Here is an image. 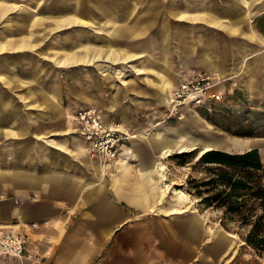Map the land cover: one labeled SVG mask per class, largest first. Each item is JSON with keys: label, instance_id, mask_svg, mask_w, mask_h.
I'll list each match as a JSON object with an SVG mask.
<instances>
[{"label": "crops", "instance_id": "crops-1", "mask_svg": "<svg viewBox=\"0 0 264 264\" xmlns=\"http://www.w3.org/2000/svg\"><path fill=\"white\" fill-rule=\"evenodd\" d=\"M131 2L52 0L39 3L36 9L0 0V193L7 196L0 199V231L18 232L27 240L25 256L0 259V264L206 263L202 241L196 238L203 220L196 217L182 227L190 238L141 237L140 226L129 220L132 208L146 209L166 200L165 187L158 185L155 163L161 161L160 151L172 149V143L158 137L162 134L157 127L160 124H155L161 122L141 124L120 110L123 122L134 128V135L143 137L144 130L152 127L154 135L144 145L127 148L129 157L113 160L111 170V162L104 166L91 158L75 135L70 111L60 105L63 101L56 95L57 85L25 67V50L46 45L39 55L51 60L45 62L50 66L49 75L63 67L69 73L66 89L71 90L79 81L74 71L77 65L132 58L134 54L114 45L118 36L141 34L146 27L140 23L151 27L157 18L126 23ZM168 14L178 21L206 22L216 28L209 30L210 34L197 31L192 37L179 38L181 70L216 72L219 83L240 68L264 77V55L252 57L259 52L257 41L261 39L252 22L264 19V0H196L194 6L173 1ZM53 34L59 35L48 41ZM9 51L16 54L8 55ZM160 62H148L137 69L151 71L155 66L156 71L145 76L147 87L138 90L144 99L135 101L160 102L166 107L173 83L166 59ZM86 70V78L91 79L92 69ZM29 85L28 93L4 90ZM239 141L245 145L236 147L238 150L256 142ZM130 160L135 162L130 164ZM130 168L135 171L132 179ZM170 210L178 211L174 206ZM189 210L195 211L194 207ZM115 230V237L109 238ZM230 241L226 236L217 243L230 250Z\"/></svg>", "mask_w": 264, "mask_h": 264}, {"label": "rangeland", "instance_id": "rangeland-1", "mask_svg": "<svg viewBox=\"0 0 264 264\" xmlns=\"http://www.w3.org/2000/svg\"><path fill=\"white\" fill-rule=\"evenodd\" d=\"M7 1L14 3V5L23 3L37 9L39 3H50L52 0ZM87 1L93 4L99 0ZM173 1L189 6L196 4V0H132V2L130 0L133 8L126 13V23L142 18L153 20L157 18L151 27L146 22H141L140 25L143 28L146 27V31L143 32L142 30L141 34L118 36L114 45L122 52L134 54V56L121 62L96 60L87 65H77L78 68L74 71L79 81L74 83L71 90L66 89L69 73L63 67H59L60 69H57L53 75H49L50 66L45 62L50 63L51 60L39 55V51L45 50L46 45H42L40 49L38 45L33 50H25L23 54L25 67L31 69L37 76L42 75L44 80L57 85L58 93L56 95L61 96L63 101L60 105L67 107L68 112L70 111L71 126L76 129L74 133L79 136L85 148L90 147V143L78 131L79 125L74 119L77 110L93 109L100 115L105 126L119 128L113 135V138L117 139L112 148V151H115L114 154L112 152L107 158L103 154L87 151L88 155L97 156L106 161L108 159V162H111V170L115 164L113 160L122 157L121 154L126 151V148H130L133 144L144 145V141H148L154 135L153 127L149 131L144 130L143 137L140 136L139 138V136L134 135V128L123 122L119 113L120 110L124 111L130 119L138 120L141 124L147 121L145 125L154 124L157 121L161 122L155 124H160L157 127L160 128L162 134L158 137L172 143L171 151L169 150V153L164 155L161 150V156H159L161 161L156 160L155 163L157 171L159 170L158 166L164 165V168L158 171L160 180L158 185L165 187L166 200L146 209L132 208L131 219L129 220L140 226L141 237L190 238L189 234H184L182 227L197 217L203 220L201 230L196 238L202 241L201 248L205 257V264H264V256L243 240L245 229L225 216L221 210L202 204L200 198L190 189L189 176L192 175L194 178L202 176L199 168L194 170L191 165L198 162V157L205 151L206 145L211 148L217 144L212 145L209 142L197 144L196 138L182 141L183 136L190 134V131H183L190 129L204 137H218L220 142H225L219 146V149L228 152L239 153L256 148L262 163H264V91H262L264 90V77L260 76V72L250 71L251 73H249L240 68L233 70L232 76L224 78L219 83L216 80L218 77L216 72L204 69L181 70L178 62L179 38L183 35L184 37L186 35L192 37V34L197 31L201 34H210L209 30H216V28L211 27L206 22L175 20L173 16L168 14V6ZM92 9L94 8L92 7ZM120 10H122V6ZM252 24L254 31L259 33L258 36L261 38L257 41L259 52H255L252 57L262 56L264 55V19L252 22ZM180 32L184 34H180ZM57 35L59 34H53L48 41H52ZM253 47L256 49L255 44ZM7 54L14 55L16 53L9 51ZM163 58L166 59V66L169 68L173 90L185 74L192 75L202 72L213 77L207 97L198 104H177V108L171 111L169 110V98L166 105L167 109L160 102H137V99H144V94L138 90L146 86L145 76L152 75L156 68L153 66L151 71L137 69L148 62L157 65V63H161ZM87 67L92 69V71L90 70L91 79L86 78ZM177 80L179 81L177 82ZM31 87L32 85L15 89L5 87L4 90L9 94L28 93ZM213 93L216 95L211 96L210 94ZM182 106L190 109H184L182 116L179 117ZM174 139H178L176 144ZM247 139L256 142L249 148L236 149V147L245 145L239 140ZM101 141H105V137ZM134 162L130 160V164ZM132 168L135 170V167ZM103 173L105 174V172ZM134 173L135 171H131L130 168L128 175L131 179L134 178ZM161 173L164 174V178L161 177ZM110 186L109 184V192L112 190ZM124 202L123 206L126 209L127 204ZM172 206L176 207L178 211L171 213ZM190 207H194L195 211L189 210ZM180 210L183 211L179 212ZM146 228L148 229L144 230ZM179 228L181 229L179 230ZM116 232L117 230L111 232L109 238H114ZM226 236L231 239L228 246L231 247L230 250L217 243Z\"/></svg>", "mask_w": 264, "mask_h": 264}, {"label": "trees", "instance_id": "trees-1", "mask_svg": "<svg viewBox=\"0 0 264 264\" xmlns=\"http://www.w3.org/2000/svg\"><path fill=\"white\" fill-rule=\"evenodd\" d=\"M191 168V191L207 207L219 209L245 229L243 240L264 256V163L256 148L232 153L205 150Z\"/></svg>", "mask_w": 264, "mask_h": 264}, {"label": "built area", "instance_id": "built-area-1", "mask_svg": "<svg viewBox=\"0 0 264 264\" xmlns=\"http://www.w3.org/2000/svg\"><path fill=\"white\" fill-rule=\"evenodd\" d=\"M212 79L213 77L202 72L185 74L173 90L174 101L178 105L200 103L207 97L208 89L212 86ZM74 119L79 125L78 131L90 143V147H86L87 151H94L105 156L112 154L113 145L117 141L113 135L119 128L105 126L100 115L93 109L77 110ZM104 137L105 141H101ZM5 198L7 196L0 193V199ZM14 201L17 202V200ZM26 252L27 240L24 235L9 230L0 231V259L22 258Z\"/></svg>", "mask_w": 264, "mask_h": 264}, {"label": "bare ground", "instance_id": "bare-ground-1", "mask_svg": "<svg viewBox=\"0 0 264 264\" xmlns=\"http://www.w3.org/2000/svg\"><path fill=\"white\" fill-rule=\"evenodd\" d=\"M21 60V59H20ZM23 65V64H22ZM218 82H219V80H218V78L216 79ZM169 97V96H168ZM169 110L171 111V110H174V109H176L177 108V104L175 103V101H174V99H173V90H172V93H171V95H170V97H169ZM165 104V103H164ZM181 108V113H180V115H179V117H181L182 116V112H183V110L184 109H186L187 107H185V106H182V107H180ZM46 127V126H45ZM144 130V129H143ZM141 135V134H140ZM206 146H209V145H206ZM205 146V147H206ZM165 147V146H164ZM166 148V147H165ZM87 149V148H86ZM169 148H167V149H164V150H162L163 151V153H164V155L166 154H168L169 153ZM161 155V154H160ZM163 155V156H164ZM107 156V158L109 157L108 155H106ZM121 156L122 157H120L118 160H126L128 157H129V154H128V152H127V148H126V151L124 152V153H122L121 154ZM90 157L91 158H95V159H98L104 166L105 165H107L109 162H108V159H107V161L105 160V159H100L99 157H97V156H91L90 155ZM111 160V159H110ZM145 164V163H144ZM161 164V163H160ZM162 168H164V165L162 164V165H160V166H158V169L160 170V169H162ZM158 170V171H159ZM161 177L162 178H164V174L163 173H161Z\"/></svg>", "mask_w": 264, "mask_h": 264}, {"label": "water", "instance_id": "water-1", "mask_svg": "<svg viewBox=\"0 0 264 264\" xmlns=\"http://www.w3.org/2000/svg\"><path fill=\"white\" fill-rule=\"evenodd\" d=\"M188 131H190L189 132L190 134L183 136V138H182L183 142H185V140L189 141L192 138H196L197 139V144H199V143L202 144V143H205V142H209L212 145H214V144H217L218 142H220L219 138L216 137V136H211V137H206L205 136L204 137L203 135H199V134L196 133V131H193V130H190V129H185V131H183V132H188ZM174 140H175L174 142L176 144L178 139H174ZM209 149H219V145L211 147ZM209 149H207V150H209ZM185 151H187V150H185Z\"/></svg>", "mask_w": 264, "mask_h": 264}]
</instances>
